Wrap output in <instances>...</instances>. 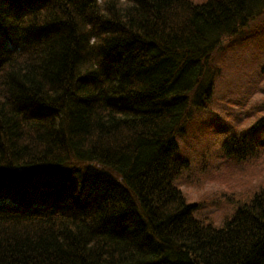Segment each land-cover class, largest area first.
Here are the masks:
<instances>
[{"label": "trees", "instance_id": "1", "mask_svg": "<svg viewBox=\"0 0 264 264\" xmlns=\"http://www.w3.org/2000/svg\"><path fill=\"white\" fill-rule=\"evenodd\" d=\"M263 11L0 0V264H264V186L215 226L177 185L198 134L234 127L228 166L264 160V113L208 111L215 53Z\"/></svg>", "mask_w": 264, "mask_h": 264}, {"label": "rangeland", "instance_id": "2", "mask_svg": "<svg viewBox=\"0 0 264 264\" xmlns=\"http://www.w3.org/2000/svg\"><path fill=\"white\" fill-rule=\"evenodd\" d=\"M248 25L240 35L227 39L222 52L214 55L223 59L208 110L213 111V116L218 114L225 125L236 124L238 130L251 126L264 113V11ZM255 29L260 33L255 35ZM259 34L263 38L257 37ZM234 129H218L207 136L198 134L191 169L177 183L187 200L197 204L194 216L215 226L224 224L238 202L246 201L264 186V160L259 162L262 158L245 165L228 166L226 160L221 164L219 148Z\"/></svg>", "mask_w": 264, "mask_h": 264}, {"label": "bare ground", "instance_id": "3", "mask_svg": "<svg viewBox=\"0 0 264 264\" xmlns=\"http://www.w3.org/2000/svg\"><path fill=\"white\" fill-rule=\"evenodd\" d=\"M98 1H102V0H98ZM253 21H254V20H253ZM247 26H249V25H247ZM247 26H246V27H247ZM253 33L256 35V33H260V32H259L258 30L255 29V30L253 31ZM261 35H262V34H259L257 37L263 38V36H261ZM224 48H225V46H223L222 49H224ZM262 114H263V113H262Z\"/></svg>", "mask_w": 264, "mask_h": 264}]
</instances>
